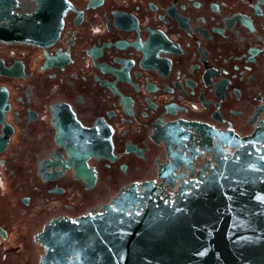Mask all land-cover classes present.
<instances>
[{
    "label": "flooded vegetation",
    "instance_id": "af4514ba",
    "mask_svg": "<svg viewBox=\"0 0 264 264\" xmlns=\"http://www.w3.org/2000/svg\"><path fill=\"white\" fill-rule=\"evenodd\" d=\"M13 8L63 16L49 46L0 38V264H44L57 224L127 190L189 192L244 139L264 152V0Z\"/></svg>",
    "mask_w": 264,
    "mask_h": 264
},
{
    "label": "water",
    "instance_id": "95a60500",
    "mask_svg": "<svg viewBox=\"0 0 264 264\" xmlns=\"http://www.w3.org/2000/svg\"><path fill=\"white\" fill-rule=\"evenodd\" d=\"M62 16L40 8L24 17L14 8L0 12V38L49 46ZM244 141L237 156L220 160L173 200L155 199L153 188L142 197L130 189L115 199L116 208L57 224L48 244L56 252L43 263L264 264V152ZM133 205L139 210L129 212Z\"/></svg>",
    "mask_w": 264,
    "mask_h": 264
}]
</instances>
